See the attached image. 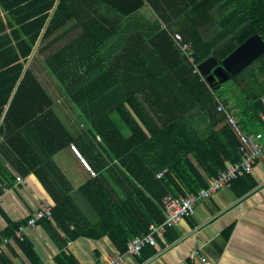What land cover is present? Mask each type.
<instances>
[{"label":"trees","instance_id":"trees-1","mask_svg":"<svg viewBox=\"0 0 264 264\" xmlns=\"http://www.w3.org/2000/svg\"><path fill=\"white\" fill-rule=\"evenodd\" d=\"M91 2L0 0V138L5 139L0 152L19 174L33 170L55 203L54 219L67 224L78 219L89 226L51 160L70 144L79 146L96 174L79 189L97 217L88 237L109 234L124 250L138 235L126 234L119 221L126 204L105 194L103 181L110 183L111 177L101 172L104 168L118 169L117 183L125 179L152 198L158 189L163 207L167 195L205 189L227 164L240 162L239 140L218 111L220 104L247 133L264 127V56L246 73L213 89L198 70L193 72L172 36L179 34L191 46L196 65L208 57L220 64L252 36L264 41V0H96L102 5L96 8ZM145 7L148 15L138 11ZM75 17L85 31L45 64L89 126L77 139L26 68L41 38ZM76 50L77 63L71 66L68 56ZM97 137L101 142L94 151L90 140ZM4 168L0 162V183L11 182L13 175ZM159 174L164 175L157 178ZM157 217L165 219L162 208ZM0 263L7 264L2 257Z\"/></svg>","mask_w":264,"mask_h":264},{"label":"crops","instance_id":"crops-1","mask_svg":"<svg viewBox=\"0 0 264 264\" xmlns=\"http://www.w3.org/2000/svg\"><path fill=\"white\" fill-rule=\"evenodd\" d=\"M91 3L94 8L102 6L96 0ZM76 19L73 18L50 37H42L26 64V68L32 71L53 102L51 109L56 114L67 108L55 104L40 77L52 80L64 95L45 61L85 31ZM77 53L78 50L68 56L69 65L77 63ZM63 123L73 139L87 133L88 128L85 125L80 129L75 124L71 127L69 123ZM257 133L264 136V127ZM96 140L90 141L96 143ZM4 143L5 139L0 138V144ZM261 145L264 147V138ZM77 148L86 159L79 146ZM51 160L67 180L74 203L88 223L95 225L97 217L93 214L88 199L83 196L84 193L79 192L93 177L68 147L54 154ZM88 161L91 164L90 158ZM0 162L14 178L11 182L3 180L0 183V257L7 264H103L109 258L122 259L121 264H264V151L248 178L233 183L231 188L223 189L212 198L197 202L194 214L168 230L164 235V243L158 239L160 251L146 247L140 257L128 255L127 249L120 250L109 234L101 238H89L90 225H82L78 219L67 224L61 218L54 219L53 214L50 221H39L35 227L26 229L20 239L15 238L13 232L17 226L24 224L40 205H47L52 211L55 203L33 170L26 175L19 174L1 152ZM44 168L46 175L51 174L48 167ZM101 172H106L105 175H109L115 182L110 184L102 180L105 194L117 203L126 204L119 220L125 224L126 234L139 236L147 231L150 224L161 223L160 217L155 218L160 208L163 215H166L159 204L158 189L157 198H152L148 192L142 190L151 198L154 202L152 203L143 196L139 187L127 183L125 179L122 183H117L118 169L104 168ZM17 177L21 178L20 182H17ZM75 235L79 236L75 238ZM26 246L31 248V252ZM192 252H197L193 259L190 258Z\"/></svg>","mask_w":264,"mask_h":264},{"label":"built area","instance_id":"built-area-1","mask_svg":"<svg viewBox=\"0 0 264 264\" xmlns=\"http://www.w3.org/2000/svg\"><path fill=\"white\" fill-rule=\"evenodd\" d=\"M172 39L176 45L179 46L180 51L186 56L189 63L193 65V72L196 73L198 68L194 63V56L192 48L189 44L182 42V38L179 34L175 33ZM199 71V70H198ZM264 104V97L262 99ZM218 111L226 115L227 123L233 129V132L239 140V155L240 162L237 164H227L226 170L220 175L211 178L207 181V187L195 193H186L185 195L175 197L173 195H167L163 201V209L165 212V219L161 223H153L148 227V231L131 239L127 244V254L133 257H140L143 250L146 247H153L160 251L158 239L164 243V235L168 230L172 229L178 222L186 217H191L194 214L196 203L212 198L220 191L226 188H231L233 183L240 179L249 177L262 156L264 147L261 142L264 138L261 133L249 134L243 129L239 120L234 114L230 113L222 104L218 106ZM264 122V116H262ZM70 151L79 159L82 166L90 173L92 177H95V172L92 170L88 162L82 157L79 149L76 145H69ZM164 174L159 175L162 178ZM21 178L17 177V182H20ZM52 219L51 207L47 205H40L39 208L27 218L24 224H20L14 230L13 235L15 238L20 239L22 233L28 229L33 228L37 222ZM7 240H5V244ZM2 247H0L1 252ZM197 256V252H192L190 258L193 259ZM122 259L109 258L105 260L103 264H121Z\"/></svg>","mask_w":264,"mask_h":264},{"label":"water","instance_id":"water-1","mask_svg":"<svg viewBox=\"0 0 264 264\" xmlns=\"http://www.w3.org/2000/svg\"><path fill=\"white\" fill-rule=\"evenodd\" d=\"M262 56L264 41L260 36L254 35L226 56L220 64L214 57H208L197 68L206 84L219 89L231 77L242 73Z\"/></svg>","mask_w":264,"mask_h":264},{"label":"rangeland","instance_id":"rangeland-1","mask_svg":"<svg viewBox=\"0 0 264 264\" xmlns=\"http://www.w3.org/2000/svg\"><path fill=\"white\" fill-rule=\"evenodd\" d=\"M138 11L142 12L145 15H148V13L150 12V9L148 7H145V8L139 9ZM85 14H87V13L84 11L83 15H85ZM112 14L116 16V14H114V13H112ZM106 46H108V45H106ZM106 46H104V48L102 49L103 51H108V47H106ZM254 65H256V64H253L247 70L252 69V67H254ZM246 72L247 71H245V73ZM39 76H40V74H39ZM40 81L46 87V89L49 90L51 96L54 99L55 104H57V105L61 104L63 107L67 108V110H61V111L57 112L58 116L61 118V120L63 122L69 123L71 125V127L74 126V124H75L77 126V128H80V129H83L81 127H83L84 125L86 126V128L89 127L87 122L80 117L79 112L74 108V106H72L67 101L66 97L59 92V89H58L57 85L52 80H49L48 78H45V77H42V78L40 77ZM117 123H118L119 126H121V124H120L118 119H117ZM120 130H121V133L122 132L124 133V126L123 125L120 128ZM96 139H95L96 143L95 142H93L94 144L92 143V145L94 146V147L92 146L94 151H95V149L98 150L99 143L101 142V140L98 139V137ZM111 183H115V182L113 180H110V184Z\"/></svg>","mask_w":264,"mask_h":264}]
</instances>
